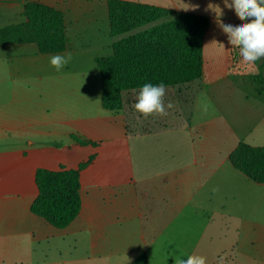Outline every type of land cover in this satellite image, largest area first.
Masks as SVG:
<instances>
[{
  "label": "crops",
  "instance_id": "0c3cea01",
  "mask_svg": "<svg viewBox=\"0 0 264 264\" xmlns=\"http://www.w3.org/2000/svg\"><path fill=\"white\" fill-rule=\"evenodd\" d=\"M109 1L0 0V30L26 24L25 6L38 3L64 15L67 36L62 52L0 44V264H133L142 253L149 264L193 254L216 264L227 252L225 264H264V184L230 162L241 142L264 147V88L256 64L234 63L220 27L250 20L224 0H123L209 20L189 116L139 131L104 107L97 60L170 19L112 36ZM68 53L56 71L50 58ZM81 165L80 214L55 227L32 211L36 172ZM217 237L226 248L213 255Z\"/></svg>",
  "mask_w": 264,
  "mask_h": 264
},
{
  "label": "trees",
  "instance_id": "16d2710c",
  "mask_svg": "<svg viewBox=\"0 0 264 264\" xmlns=\"http://www.w3.org/2000/svg\"><path fill=\"white\" fill-rule=\"evenodd\" d=\"M109 13L112 36L173 14L168 9L123 0H110ZM23 14L28 22L0 30V44L36 43L46 53L66 49L65 20L61 12L38 3H29ZM208 28L209 20L206 17L187 14L116 42L113 56L97 60L102 72L104 107L121 112L123 104L116 87L129 80L141 88L146 83L158 85L163 82L166 87L201 79L203 44ZM255 64L258 68L256 86L264 88V58ZM153 70L156 74L151 73ZM72 139L82 145L90 144L75 135ZM230 162L250 180L264 184V147L241 142L230 155ZM84 166L60 171L38 169L36 183L39 195L32 211L55 227L69 226L81 211L80 171ZM133 264H149L148 255L140 254Z\"/></svg>",
  "mask_w": 264,
  "mask_h": 264
},
{
  "label": "clouds",
  "instance_id": "9594fccd",
  "mask_svg": "<svg viewBox=\"0 0 264 264\" xmlns=\"http://www.w3.org/2000/svg\"><path fill=\"white\" fill-rule=\"evenodd\" d=\"M224 4L225 7L234 9L236 16L241 21L250 20L240 26L220 23V27L227 34L229 43L233 47L239 48L242 61L248 65L255 64L256 61L264 58V0H232L231 3L224 0ZM191 7L192 10H195L196 6ZM221 11L219 8L220 14ZM71 60V53L54 55L50 58V65L56 71H60ZM165 95L166 88L163 82L158 85L146 83L140 88L133 107L144 118L152 115L165 116L167 115L166 107H173L170 102L165 106ZM213 191H217V189H213ZM175 264H206V258L193 254L187 256L186 259H175ZM219 264H223V259L219 261Z\"/></svg>",
  "mask_w": 264,
  "mask_h": 264
},
{
  "label": "rangeland",
  "instance_id": "374dc122",
  "mask_svg": "<svg viewBox=\"0 0 264 264\" xmlns=\"http://www.w3.org/2000/svg\"><path fill=\"white\" fill-rule=\"evenodd\" d=\"M166 18L170 19V20H165L166 22H169L175 19L176 17L173 15H170ZM233 56H234V63L238 64L239 62L238 59L240 57L239 48L234 47ZM203 67H204V64H203ZM151 73L156 74V71L153 70V72ZM129 81L126 82L125 84L124 83L119 84L118 87H116V90H118L120 93V98L123 104V107L121 108V112L126 115L127 121L132 129H137L139 131H148V130H151L152 128L153 129L157 128L160 124L175 123V118L179 113L185 115L187 118L190 114V109H191L190 101L194 97V94L198 92L201 79H197L193 81L192 83H188V84H179L176 86H166L165 87L166 95L164 97L165 106H167V104L170 102L173 105V107L172 108L166 107L167 115L165 116L152 115L147 118H144L140 113L136 112V110L133 107V105L136 103V97L139 93L140 88H137L134 85V83L129 82ZM116 84H118V81H116ZM186 102H188V104ZM217 238H218L217 239L218 243H216L213 246V249H214L213 255L218 254L216 253V251L220 249L224 250L226 248V246L224 245V242H221L222 238L221 237H217ZM231 258H233V253L231 252L222 253L219 255L216 264H219V261L221 259H223V264H225V261Z\"/></svg>",
  "mask_w": 264,
  "mask_h": 264
}]
</instances>
